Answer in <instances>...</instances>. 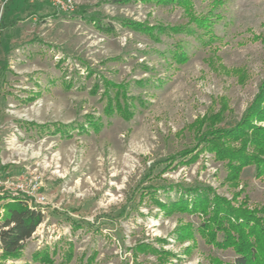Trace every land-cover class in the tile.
I'll return each instance as SVG.
<instances>
[{
  "label": "rangeland",
  "instance_id": "obj_1",
  "mask_svg": "<svg viewBox=\"0 0 264 264\" xmlns=\"http://www.w3.org/2000/svg\"><path fill=\"white\" fill-rule=\"evenodd\" d=\"M74 1L66 12L50 0H0V185L26 193L44 213L22 256L1 264H47L35 260L41 252L53 264L233 262L232 248L199 233L179 241L178 227L196 229L202 219L165 215L153 197L175 199L162 189L170 185L210 186L236 205L264 204V176L254 167L233 186L213 154L203 151L190 164L180 155L196 145V121L226 107L224 124L238 122L257 94L264 0H193L191 14L155 2ZM216 13L218 40L208 46L190 34L156 41L120 22L186 25ZM180 37L189 45L183 64L167 54ZM106 81L136 98L132 119L108 115ZM143 244L155 252H142Z\"/></svg>",
  "mask_w": 264,
  "mask_h": 264
},
{
  "label": "trees",
  "instance_id": "obj_2",
  "mask_svg": "<svg viewBox=\"0 0 264 264\" xmlns=\"http://www.w3.org/2000/svg\"><path fill=\"white\" fill-rule=\"evenodd\" d=\"M133 0H109L113 4H127ZM144 3H157L159 5H173L184 7L191 14L193 0H137ZM214 7L220 1L213 2ZM3 18L6 20L9 6L5 4ZM212 12V11H211ZM212 14V13H211ZM202 17L191 16L186 25L164 26L149 25L135 21L121 20L123 26L136 32L146 34L156 41L161 36H179L182 34L195 36L199 42L208 46L217 41L218 36L213 27L215 17L219 14ZM15 22V20H14ZM99 30L114 32L112 25H103L91 19ZM208 37V38H207ZM188 43L184 38L177 40L168 50L169 56L178 64L186 63L189 59L187 53ZM105 96L108 98L107 113L120 114L125 120L134 116L131 107H135L136 98L128 97L122 86L106 81ZM119 88L114 94V89ZM114 94V96H113ZM226 107L218 113H212L199 119L192 125L196 145L180 153L185 163L198 160L200 153L207 151L214 155V160L220 162L227 174V181L235 186L241 173L247 167H254L257 178L264 176V81L259 86L258 92L252 102L247 106L241 119L230 125L224 124ZM90 125L99 129V123L89 120ZM84 129V126H81ZM190 156V158H188ZM188 158V159H186ZM163 187L169 193L175 191L177 197L162 201L157 195L153 198L165 215L190 214L202 219L199 226L191 224L181 225L176 230L177 239L181 242L194 240L199 233L206 242L220 249L232 248L236 258L229 264H264V204L253 209L248 207L247 201L236 205L234 199L219 195L210 186L183 187L170 185ZM239 195V194H238ZM237 195V196H238ZM33 201L26 193L14 192L0 185V203L3 212L0 215V264L1 261L20 258L25 250L26 243L32 238L38 227L44 221V213L29 201ZM142 252L154 251L149 245H141ZM35 260L53 264L48 252L36 253ZM72 255H68V260Z\"/></svg>",
  "mask_w": 264,
  "mask_h": 264
},
{
  "label": "built area",
  "instance_id": "obj_3",
  "mask_svg": "<svg viewBox=\"0 0 264 264\" xmlns=\"http://www.w3.org/2000/svg\"><path fill=\"white\" fill-rule=\"evenodd\" d=\"M59 9L66 12H72L74 10V0H50Z\"/></svg>",
  "mask_w": 264,
  "mask_h": 264
}]
</instances>
